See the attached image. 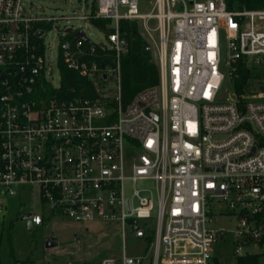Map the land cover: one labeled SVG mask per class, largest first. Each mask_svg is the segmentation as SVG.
Returning a JSON list of instances; mask_svg holds the SVG:
<instances>
[{
	"label": "built area",
	"instance_id": "2783aa9c",
	"mask_svg": "<svg viewBox=\"0 0 264 264\" xmlns=\"http://www.w3.org/2000/svg\"><path fill=\"white\" fill-rule=\"evenodd\" d=\"M96 1L79 19L111 20L107 43L78 38L82 27L35 13L33 0H0V211L7 197L36 187L53 216L110 222L121 227L123 243L131 235L148 246L132 256L124 243L123 255L99 264H211L228 233L208 227L218 216L237 221L235 257L262 250L264 75L254 70L264 67V9L152 0L142 14L140 0ZM121 20L142 22L160 80L126 107ZM53 30L61 34L56 61L47 42ZM99 50L112 62L100 64ZM61 64L90 81L112 79L115 90L62 96ZM240 72L249 78L237 94ZM148 181L155 192L138 187Z\"/></svg>",
	"mask_w": 264,
	"mask_h": 264
},
{
	"label": "rangeland",
	"instance_id": "374dc122",
	"mask_svg": "<svg viewBox=\"0 0 264 264\" xmlns=\"http://www.w3.org/2000/svg\"><path fill=\"white\" fill-rule=\"evenodd\" d=\"M33 3L36 6L35 13L45 17H64L65 20L59 22L62 27L70 25L82 27L93 43L108 42L106 33L97 29L93 24L79 19L90 11L88 3H93L94 8L97 1L33 0ZM152 7V0H140V13H149ZM138 28L139 32L145 33L142 22H139ZM60 41L61 34L57 30H53L47 38V42L51 44L54 51L55 61ZM254 72L263 76L264 67L257 68ZM91 82L94 83L95 89L102 93L110 92V96L116 87V81L112 79H108L105 83L98 80ZM123 105L126 107L128 104L123 103ZM138 187L155 192L156 183L140 182ZM132 191V184L127 182L126 195L131 197ZM30 193H33V196H29ZM4 203L5 207L0 211V264H11L14 261L19 264H30L29 261L32 264H67L69 260L80 261L82 259L99 264L108 257L123 255L124 243L126 253L132 256L142 254L148 247L141 239H136L131 235H128L123 243L121 227L110 222L96 220L83 223L64 216H53L48 205L40 202L39 190L36 187L34 190H25L18 196H9ZM26 214H39L45 220L42 225L33 226L32 230H28V221L23 219ZM207 224L210 229L223 228L228 231L215 246L214 257L221 260L235 257V240L232 231L236 228V219L233 216H218L213 222ZM53 237L55 247L48 248L45 246L46 240ZM255 251V254L262 255L260 264H264V248L262 250L257 248Z\"/></svg>",
	"mask_w": 264,
	"mask_h": 264
},
{
	"label": "trees",
	"instance_id": "16d2710c",
	"mask_svg": "<svg viewBox=\"0 0 264 264\" xmlns=\"http://www.w3.org/2000/svg\"><path fill=\"white\" fill-rule=\"evenodd\" d=\"M96 1V0H95ZM228 9H254L263 10L264 0H225ZM97 4V3H96ZM96 4L94 9H96ZM92 24L104 33L109 34L112 29L110 25L112 21L109 19H93ZM49 26V25H48ZM120 33L126 37L128 41V52L122 56V97L123 103L129 104L135 98L134 96L145 89L152 88L159 84V67L156 64L151 53L145 49V39L141 32H139L137 21L121 20L119 24ZM98 62L105 64L111 63L112 57L110 54L99 50ZM62 67V96L71 98L79 96L83 98H97L99 97L95 85L89 79L82 78L78 72L69 70L63 64ZM241 78L237 80L235 91L241 94L245 90L248 76L245 72H240ZM74 90V92L72 91ZM152 237L149 238L151 241ZM262 255L250 254L238 257L223 258L214 257L211 264H260ZM28 262V261H27ZM32 264V262H28ZM11 264H19L16 261Z\"/></svg>",
	"mask_w": 264,
	"mask_h": 264
},
{
	"label": "water",
	"instance_id": "95a60500",
	"mask_svg": "<svg viewBox=\"0 0 264 264\" xmlns=\"http://www.w3.org/2000/svg\"><path fill=\"white\" fill-rule=\"evenodd\" d=\"M57 28H59V26H57ZM67 32L73 33V29L69 28L67 30ZM75 34L78 38H80L84 41H87V42H91V39L87 36V34H84V32L82 30H78ZM104 79H106V74L104 75ZM32 229H33L32 222L29 221L28 222V230H32ZM45 246H47L48 248L55 247V238L53 237L52 239H47Z\"/></svg>",
	"mask_w": 264,
	"mask_h": 264
}]
</instances>
